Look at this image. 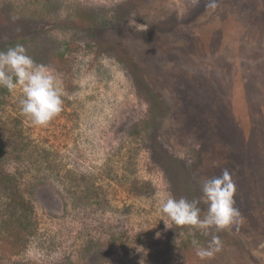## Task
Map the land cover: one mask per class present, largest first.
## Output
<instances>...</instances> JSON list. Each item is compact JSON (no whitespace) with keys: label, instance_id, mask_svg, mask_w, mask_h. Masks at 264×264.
Masks as SVG:
<instances>
[{"label":"rangeland","instance_id":"obj_1","mask_svg":"<svg viewBox=\"0 0 264 264\" xmlns=\"http://www.w3.org/2000/svg\"><path fill=\"white\" fill-rule=\"evenodd\" d=\"M207 2L0 0V50L23 44L64 100L38 127L0 88V264H264V0ZM224 168L243 223L186 262L211 237L160 202Z\"/></svg>","mask_w":264,"mask_h":264},{"label":"clouds","instance_id":"obj_2","mask_svg":"<svg viewBox=\"0 0 264 264\" xmlns=\"http://www.w3.org/2000/svg\"><path fill=\"white\" fill-rule=\"evenodd\" d=\"M217 0H208L206 8L216 9ZM0 88L14 93L21 90L19 107L21 114L33 126H47L63 110V89L59 74L48 66L37 64L27 48L20 43L0 50ZM201 197L192 200L176 198L171 193L160 202L161 220L166 229L188 226L211 237L205 245L196 239L191 241L195 255L207 261L222 251L221 231L238 229L243 223L240 210L235 206V184L232 175L224 168L218 176L199 178ZM207 204L202 216L199 204ZM160 234L157 233V236Z\"/></svg>","mask_w":264,"mask_h":264},{"label":"trees","instance_id":"obj_3","mask_svg":"<svg viewBox=\"0 0 264 264\" xmlns=\"http://www.w3.org/2000/svg\"><path fill=\"white\" fill-rule=\"evenodd\" d=\"M193 239H196L202 245L203 236H199V238H196V237L195 238H189L188 240L182 242L181 247H182V250L185 251L183 253L185 255L184 259L186 260V262H187V260L190 261L189 258L191 257V254H195V252H189L194 248L192 243H191V241Z\"/></svg>","mask_w":264,"mask_h":264}]
</instances>
